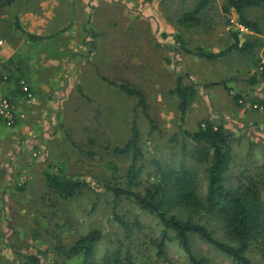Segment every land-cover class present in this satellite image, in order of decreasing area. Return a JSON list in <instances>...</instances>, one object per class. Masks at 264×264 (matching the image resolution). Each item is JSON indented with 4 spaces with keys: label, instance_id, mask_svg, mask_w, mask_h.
<instances>
[{
    "label": "rangeland",
    "instance_id": "1",
    "mask_svg": "<svg viewBox=\"0 0 264 264\" xmlns=\"http://www.w3.org/2000/svg\"><path fill=\"white\" fill-rule=\"evenodd\" d=\"M67 1L70 6L61 2L57 7V16L61 15L63 20L72 16L73 10L79 12L83 3L82 0ZM48 2L0 0L3 4L0 47L6 44V39L19 46L25 34L16 24L26 29L31 14L53 12L54 6ZM87 3L91 10L105 12L99 20L94 19L105 31L92 34L90 20L89 38L83 33V43L94 54L85 67L97 71L99 80H91L94 75H87L90 79L86 80L87 84L75 79L63 84L61 80H51L42 90L33 87L32 99L19 94L21 105L31 119L28 132L20 135L10 132L7 134L10 137L5 138L8 140L0 139V264H25L29 254L39 255L47 264H83L82 257L67 258L56 245L60 243L68 249L93 229L102 232L91 259L96 264H109L103 260L115 252L121 259L120 264H191L177 241H166L164 254L158 253L157 243L162 238L163 227L154 215L128 200L115 202L109 187L126 186L131 163L130 155H120L115 148L122 147L131 137L135 120L144 152L138 161L141 170L135 189L144 190L159 180L161 171L177 167L184 160L198 171L204 191L206 164L195 162L188 154L184 156L180 142H185L188 148L195 147L183 131H196L201 121H211L236 135L227 174L229 183L238 185L250 178L259 179L263 182L264 198L261 167L264 162V103H261L264 101V8L247 10L248 17L261 26V33H256L242 26L233 11L223 10L224 0H211L199 13V24L190 28L179 24L178 18L192 11L198 0H88ZM46 30H53L52 34L56 30L71 31L73 22L53 20ZM235 31L242 41L256 40L259 45L251 53L233 52L211 61L180 49L176 40L182 36L188 48L202 46L218 51L232 43ZM56 43V38L51 36L47 44L35 42V47H25L23 51L35 54L41 47L54 55ZM98 56L103 61L101 71L97 69ZM23 68H17L16 73L24 74L26 79ZM4 74L0 72V84L7 80ZM179 75L185 84L193 83L197 89L184 121L180 116L179 98L172 92ZM105 78L142 90L157 128L151 129L137 106V96L128 95ZM222 80H228L231 93L219 83ZM70 82L72 85H68ZM232 93L240 95L238 102ZM0 96L16 101L9 93L1 91ZM20 114L11 126L3 121V128L17 131ZM109 163L116 168H111ZM47 172L81 179L90 186L73 197L64 198L48 188ZM115 212L125 215L132 223L137 218L140 225L125 229L114 218ZM216 230L219 239L230 242L223 230L219 227ZM193 249L197 256L208 259L207 264H238L198 237L194 239ZM248 257L255 264H264V254L257 247L248 252Z\"/></svg>",
    "mask_w": 264,
    "mask_h": 264
},
{
    "label": "trees",
    "instance_id": "2",
    "mask_svg": "<svg viewBox=\"0 0 264 264\" xmlns=\"http://www.w3.org/2000/svg\"><path fill=\"white\" fill-rule=\"evenodd\" d=\"M211 0H198L192 11H187L178 18V22L187 28L198 25L199 13L207 8ZM3 4L0 3V8ZM264 8V0H224L223 10L233 11L239 23L245 28L256 33H261L258 21L248 17L247 10L250 8ZM18 22V21H16ZM28 38L33 41L43 39L42 36L34 35L26 31L20 24H16ZM180 49L193 54L199 58L216 60L239 52L241 54L251 53L259 45L256 40H244L239 37L238 32H233V41L227 47L214 51L198 46L194 49L188 48L182 36H177ZM264 75V70L262 71ZM22 78L18 79V92L29 99L21 85ZM109 83L118 85L130 96H137V106H140L143 114L149 121L151 129L155 130L157 124L147 109V100L144 92L128 83L117 84L105 78ZM255 81V79H254ZM228 80H222L228 92H232L227 85ZM217 82H213L216 84ZM30 91L34 92L30 87ZM179 98V109L181 120L184 121L187 109L192 103L197 89L196 86L185 84L183 77L179 75L176 86L172 90ZM233 99L238 102L239 94H234ZM33 98V96H32ZM30 98V99H32ZM11 99V98H10ZM14 102L13 99H11ZM264 103V101H261ZM195 144L188 148L185 142L181 143L183 155L188 154L195 162L206 164V189H202V180L198 171L182 160L177 167H171L161 171L158 181L152 183L144 190L135 189L139 171L138 161L144 156L140 146V132L135 120L132 122L131 137L122 147L115 148L120 155H130L131 163L126 173V186H110L113 191L115 202L120 199L128 200L139 209L154 215L163 227V235L157 243L158 253L164 254L166 241H177L180 247L188 255L191 264H207L208 259L197 256L193 249L196 237L214 245L216 248L230 256L238 264H255L249 257L248 252L257 247L264 254V198L262 191L263 182L256 178H250L246 183L238 185L229 183L227 174L230 171L233 148L232 141L235 133L223 126H217L211 121L203 120L199 123L196 131H183ZM175 138H178L175 135ZM111 168L116 165L109 163ZM261 167L264 169V162ZM48 188L60 194L64 198L73 197L90 185L81 179L66 177L58 173H46ZM116 221L125 229L131 230L140 223L135 218V223L127 219L125 215L114 213ZM223 230L230 242L221 240L216 236V229ZM102 238V232L97 229L90 230L80 236L68 249L57 243L56 249L67 258L82 257L83 264H96L91 259L95 255L97 243ZM92 262V263H90ZM103 262L120 264L121 259L118 252L113 256L105 257ZM25 264H47L37 254H29L25 258ZM54 264H59L55 262Z\"/></svg>",
    "mask_w": 264,
    "mask_h": 264
},
{
    "label": "crops",
    "instance_id": "3",
    "mask_svg": "<svg viewBox=\"0 0 264 264\" xmlns=\"http://www.w3.org/2000/svg\"><path fill=\"white\" fill-rule=\"evenodd\" d=\"M51 3L50 5L54 6L53 12H45L40 13L38 12L35 14H31L29 18L27 19L29 21L28 27H26V31L34 34L42 36L43 39L33 41L32 39L28 38L26 35H23L26 37H22L21 44L19 46H16L15 44L9 43L8 39L5 41V45L3 47H0V72L4 74V72H7L4 74L3 78L6 80L0 84V92H5L6 94L9 93L14 99H16L14 103L16 107L17 117L19 114L21 115L20 122L17 126V131L14 132V130L10 131L7 128H3L5 122H3V119H0V139H5L6 137H10V135L7 136L10 132H13L11 134L17 133V135H20L21 132L25 133L28 132V125L31 122L30 117H28V113H25V107L24 105H21L22 100H19L20 97L18 95L20 94L18 92V79L23 76L17 74V68H21L24 66V73L25 77L27 79V82L29 83L30 87L38 88L40 87L44 89L46 86H49V81L53 80L54 82H58L61 80L62 84L68 80V79H75L80 84H84V82L87 84V75H94L91 80L95 81L96 79L99 80L100 76L98 75L97 71H95L92 68L85 67L87 63L90 62L91 57H93L94 54L90 53V46L83 43V33L85 35H90V32L88 34V28L91 26V32L92 34H95L96 32L105 31L104 26H101L100 24L96 23L94 21L95 18L98 20L105 16V12L103 9L100 10H91V8L88 7V0H82L83 3H81L79 12L77 10L72 16L65 17V20H63L61 15L57 16V7L61 5V2L65 3L66 5H69V2L67 0H49ZM73 2L72 0L70 1ZM30 14V13H29ZM45 14H48L47 16ZM92 18L89 19V17ZM98 16V17H94ZM57 18V19H56ZM60 22H73V30H66V31H58L57 30L52 34L53 30L47 31L48 24L51 23L53 20H58ZM97 19H95L97 21ZM90 26H88V21H90ZM44 21H46L44 23ZM62 24L59 25V28ZM58 27V26H56ZM21 35V33H18V31H14ZM22 36V35H21ZM53 36L57 40L56 43V53L54 55H51L48 51L44 52L41 50V47H38L37 49L40 50V52L35 54L31 52H24L23 49L25 47L33 48L35 47V42L44 43L47 44L48 38ZM69 38V39H68ZM76 38V39H75ZM87 38V37H86ZM89 38V36H88ZM4 42V41H3ZM24 45V47H22ZM45 47V45H44ZM43 47V48H44ZM103 47V46H102ZM101 47V48H102ZM41 48V49H39ZM100 48V46L98 47ZM66 51L63 53L62 51ZM101 52V49H100ZM98 63L97 68L99 71L102 69V58L98 56ZM8 63H11L12 66H10ZM22 63V64H21ZM8 65V66H7ZM68 65V66H67ZM14 66V67H13ZM89 66V65H88ZM20 73V70H18ZM66 72L69 73L66 76ZM65 73V74H64ZM25 79V80H26ZM90 80V79H89ZM66 83V82H65ZM58 84V83H57ZM52 85V84H51ZM68 85H72V82H70ZM95 91V90H94ZM25 97V96H24ZM26 98V97H25ZM25 116L27 120H25ZM16 117V118H17ZM3 122V123H2ZM25 130V131H24ZM33 131V129H30ZM2 136V137H1ZM13 139V138H12ZM8 140V139H5ZM15 140V137H14Z\"/></svg>",
    "mask_w": 264,
    "mask_h": 264
},
{
    "label": "built area",
    "instance_id": "4",
    "mask_svg": "<svg viewBox=\"0 0 264 264\" xmlns=\"http://www.w3.org/2000/svg\"><path fill=\"white\" fill-rule=\"evenodd\" d=\"M1 43L2 41L0 40V44ZM21 85L23 87V91L27 93V96L32 98L33 94L30 91L29 83L25 79H22ZM16 117V107L11 99L6 96H0V119H3L7 125L11 126L15 123Z\"/></svg>",
    "mask_w": 264,
    "mask_h": 264
}]
</instances>
